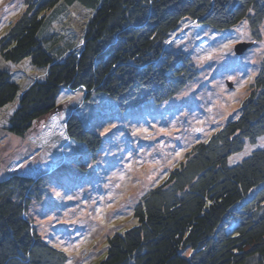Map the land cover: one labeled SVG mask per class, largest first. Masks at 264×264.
<instances>
[{
    "label": "trees",
    "instance_id": "16d2710c",
    "mask_svg": "<svg viewBox=\"0 0 264 264\" xmlns=\"http://www.w3.org/2000/svg\"><path fill=\"white\" fill-rule=\"evenodd\" d=\"M60 1L24 0L23 14L0 39L4 61L28 59L46 68L43 81L21 92L7 131L39 148L56 135L83 144L93 159L101 137L75 113L65 122L58 118L63 88L80 90L85 99L107 98L121 113L159 104L197 74L183 51L166 45L185 19L215 31L246 20L254 39L264 19V0H64L90 15L78 49L55 61L38 33L40 15ZM251 89L235 120L196 144L161 185L142 196L133 208L136 226L107 239L99 264H263L264 146L238 162L232 158L264 137V58ZM18 93L11 75L0 71V108ZM40 187L38 179L21 174L0 180V264L66 261L26 218Z\"/></svg>",
    "mask_w": 264,
    "mask_h": 264
},
{
    "label": "rangeland",
    "instance_id": "374dc122",
    "mask_svg": "<svg viewBox=\"0 0 264 264\" xmlns=\"http://www.w3.org/2000/svg\"><path fill=\"white\" fill-rule=\"evenodd\" d=\"M24 10V0H0V39ZM89 15L64 0L40 15L38 39L55 61L81 45ZM185 20L166 45L183 51L197 74L169 100L121 113L107 98L85 99L80 90H61L59 120L75 113L102 139L94 159L83 144L56 135L39 148L28 137L7 131L21 92L43 81L46 68L32 66L28 59L13 63L0 57V71L19 87L14 101L0 108V180L21 174L40 181V196L32 197L26 218L43 241L65 254L63 264H99L106 257L107 239L136 226L133 208L142 196L161 185L196 144L235 120L249 97L264 58V19L258 39L246 20L223 31ZM238 43L252 46L238 56ZM260 139L232 162L263 147L264 137Z\"/></svg>",
    "mask_w": 264,
    "mask_h": 264
},
{
    "label": "water",
    "instance_id": "95a60500",
    "mask_svg": "<svg viewBox=\"0 0 264 264\" xmlns=\"http://www.w3.org/2000/svg\"><path fill=\"white\" fill-rule=\"evenodd\" d=\"M252 46V44H245V43H238L235 47H234V52L236 55L240 56L242 55L248 48H250ZM229 88H231V85H229Z\"/></svg>",
    "mask_w": 264,
    "mask_h": 264
}]
</instances>
